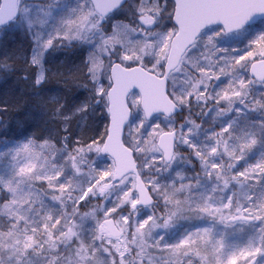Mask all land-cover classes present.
Masks as SVG:
<instances>
[{
  "label": "snow or ice",
  "instance_id": "obj_1",
  "mask_svg": "<svg viewBox=\"0 0 264 264\" xmlns=\"http://www.w3.org/2000/svg\"><path fill=\"white\" fill-rule=\"evenodd\" d=\"M0 264H264V0H0Z\"/></svg>",
  "mask_w": 264,
  "mask_h": 264
}]
</instances>
